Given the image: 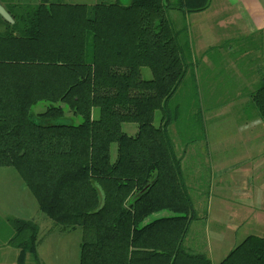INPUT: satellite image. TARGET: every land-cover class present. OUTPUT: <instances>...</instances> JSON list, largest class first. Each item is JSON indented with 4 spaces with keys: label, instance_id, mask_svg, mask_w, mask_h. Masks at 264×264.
<instances>
[{
    "label": "trees",
    "instance_id": "obj_1",
    "mask_svg": "<svg viewBox=\"0 0 264 264\" xmlns=\"http://www.w3.org/2000/svg\"><path fill=\"white\" fill-rule=\"evenodd\" d=\"M210 3L0 0L13 19L0 14V167L15 168L53 229L79 228L78 264H213L185 247L191 223L204 218L183 167L194 140L178 151L170 132L183 112L172 100L195 56L188 27L176 28L170 11L198 12ZM256 72L247 96L264 125V64ZM41 101L46 109L32 113ZM62 105L81 121L60 122ZM200 112L193 123L205 132ZM123 123H134V133ZM162 210L174 215L144 222ZM5 219V245L18 250L16 263L44 264L39 224ZM217 264H264V237L247 235Z\"/></svg>",
    "mask_w": 264,
    "mask_h": 264
},
{
    "label": "rangeland",
    "instance_id": "obj_2",
    "mask_svg": "<svg viewBox=\"0 0 264 264\" xmlns=\"http://www.w3.org/2000/svg\"><path fill=\"white\" fill-rule=\"evenodd\" d=\"M48 1L82 3L87 6H92L100 1H119L122 4H128L130 2V0ZM175 26L176 28H179V26L182 27L180 23ZM237 27H234L233 32L238 37H241V39L239 41L235 39L232 41L233 43H227L223 48L224 53H219L218 50H214L206 59L201 57L200 54H196L193 57L192 66L186 79L172 100L173 104H179L183 107L180 121L172 124L170 127V132L178 151L182 149L184 143L189 142V140H194L189 143L187 148L190 152L193 149L200 150L198 152H200L199 154L201 156L197 155V157L201 159H206L210 152L211 155L208 156L209 160L215 159V164L219 163L221 165L231 164L232 153L230 150L237 147L236 137L239 134L245 133L243 128L245 118L253 110L251 105H249L251 102H249L247 92L255 87V84L252 85V83L257 80V74H255L257 66L264 64V60L261 57L262 53H259L264 49V30L249 35L247 28H243L242 26ZM194 28L192 27L191 31L192 38L196 32ZM225 29H216L210 35V40L207 39L206 42H210L213 39L212 37H230L227 33L229 30ZM206 38H209V35ZM217 43L221 42L217 41ZM142 77L145 79L151 77V72L148 67L142 68ZM48 104L43 101L38 102L32 107V113L37 114L44 111ZM245 104L247 105L244 106ZM62 106L65 114L60 119V122L77 124L81 121L79 116L73 115L64 105ZM200 111L204 119L205 132L202 131L199 124L194 126L193 123V116ZM98 115L99 110L97 107H94L92 109V116L97 118ZM160 117V111L157 110L154 115V124L156 126L159 125ZM122 129L129 134H133L136 130V125L134 123H123ZM240 142L243 144V140ZM115 157L116 143H112L110 145V158L114 160ZM184 169L185 175H187L186 180L188 181L190 194L197 208L195 193L198 192L200 186L194 180L192 167L188 170L186 168ZM190 181L194 183L193 186L189 184ZM203 184H205V181ZM192 187L196 188L192 189ZM171 215H174V213L168 210H162L151 214L144 222ZM7 216H24L27 219H33L39 224L40 233L37 251L44 264H78L79 228L73 231L49 232V226L47 228V224H52L51 220L39 211L35 198L24 186L18 172L11 166L0 167V252L5 249V246H8L6 252L9 250V253L6 264H17L16 259H11L10 256L11 252L16 254L18 250L11 248L9 245H5L10 228L5 219ZM198 226H200L199 223H196V221L193 222L191 231V234H195L196 232L195 239L197 242L203 240L202 230L200 229V233H197ZM209 228L210 231L213 230L212 220ZM210 239L212 240L211 237ZM26 264H30L29 260Z\"/></svg>",
    "mask_w": 264,
    "mask_h": 264
},
{
    "label": "crops",
    "instance_id": "obj_3",
    "mask_svg": "<svg viewBox=\"0 0 264 264\" xmlns=\"http://www.w3.org/2000/svg\"><path fill=\"white\" fill-rule=\"evenodd\" d=\"M170 17L175 24L180 23L182 27L185 25L188 27L189 41L196 55L216 45L217 41L221 42L217 45L225 41L233 43L235 39L239 41L241 37L234 34V27L247 28L249 35L264 30V0H211L205 10L186 14L171 10ZM192 27L196 30L193 38ZM219 28L229 30L227 33L230 37H212L210 42H206ZM208 35L209 38H206ZM223 48L218 49L219 53H224ZM259 53H262L261 57L264 60V49ZM203 58L206 59L207 56ZM238 74L240 75L239 72ZM256 77L258 79V74ZM256 82L257 80L252 85ZM243 128L245 133L236 137L237 147L230 150L232 153L230 165L215 164V159L208 158L210 152L206 159L198 158L197 155H200L198 149H193L192 152L187 149L183 156L184 168L188 170L192 167L194 180L199 183L200 188L195 193V199L197 210L204 217L196 221L200 225L197 233L202 230L203 240L197 242L196 232L191 234L195 222L193 221L185 239V247L192 252L205 253L213 264L221 261L247 235L264 237V125L261 119L250 111ZM186 182L188 184L187 180ZM189 184L194 185L192 181ZM211 220L212 231L209 228ZM48 226L49 232L59 231L53 229L51 224H47V228ZM7 247L0 252V264H6L8 261ZM17 256L18 252L16 254L11 252V259L17 261Z\"/></svg>",
    "mask_w": 264,
    "mask_h": 264
},
{
    "label": "water",
    "instance_id": "obj_4",
    "mask_svg": "<svg viewBox=\"0 0 264 264\" xmlns=\"http://www.w3.org/2000/svg\"><path fill=\"white\" fill-rule=\"evenodd\" d=\"M0 14L3 16L4 19L9 21L10 23L13 22V19L10 16V14L6 11V9L1 4H0Z\"/></svg>",
    "mask_w": 264,
    "mask_h": 264
}]
</instances>
